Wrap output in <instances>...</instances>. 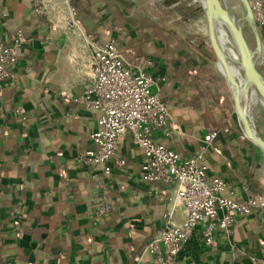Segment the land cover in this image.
I'll use <instances>...</instances> for the list:
<instances>
[{"label":"crops","instance_id":"crops-1","mask_svg":"<svg viewBox=\"0 0 264 264\" xmlns=\"http://www.w3.org/2000/svg\"><path fill=\"white\" fill-rule=\"evenodd\" d=\"M159 1L167 11H178L181 3ZM113 7L110 0H49L47 13L37 15L32 0H0V13H6L0 42L9 43L16 29L25 35L17 61L7 65L13 79L0 89V264H153L144 246L163 226L166 213L175 222L184 218L172 188H166V201L147 194L149 184L140 174L143 150L129 133L118 141L109 175H95L96 168L79 160L82 152L96 148L90 134L98 113L79 100L92 76L91 43L95 35L107 40L123 31L118 26L107 30L92 14ZM246 25L253 46L244 32L245 38L253 50L254 34ZM258 33L262 50L256 64L264 76V31L258 28ZM200 43L188 39V56H182L181 45L169 63L160 59L149 67L165 87L174 124L170 137H158L184 154L196 152L204 133L223 121L224 112L216 104L221 95L233 104L223 75H213L219 71L216 58L212 64L201 54ZM234 113L233 106L228 117L237 124ZM205 156L207 175L222 177L234 199L264 189L257 176L256 148L242 135L218 134ZM101 196L109 213L95 220L94 205ZM17 217H22L19 236L14 233ZM204 225L202 221L193 230L180 264H264L251 260L264 259V224L257 214L237 216L229 234L216 229L211 245L202 240Z\"/></svg>","mask_w":264,"mask_h":264},{"label":"built area","instance_id":"built-area-1","mask_svg":"<svg viewBox=\"0 0 264 264\" xmlns=\"http://www.w3.org/2000/svg\"><path fill=\"white\" fill-rule=\"evenodd\" d=\"M48 2L32 0L33 12L47 13ZM248 3L257 28L264 31V0H248ZM69 7L73 14L74 8ZM5 16V12L0 13V23ZM122 34L123 31L105 42L91 43L92 76L84 84L79 100L98 113L97 127L90 134L96 148L82 152L79 160L96 168L95 175H109V161L116 156L119 139L130 134L143 150L140 174L149 184L147 194L155 200L166 201L170 199L166 188L170 187L184 212L180 222H175L171 212H167L163 226L146 243L144 251L153 255V264H180L181 251L202 221L205 222L202 240L207 245L213 244L216 229L231 233L237 216L255 212L264 224V193L254 192L243 200H236L231 191L226 193L227 182L222 177L207 175L205 151L216 140L217 130H207L199 149L191 154L176 151L159 139V135L171 136L172 116L159 82L149 70L151 63H132L118 49L117 40ZM24 42L21 29L15 30L9 43L0 42V89L13 79L7 65L17 61ZM17 111L22 113L21 108ZM117 162L124 164L123 159ZM98 187L104 189L102 180L98 181ZM108 211V203L101 196L95 203V213L102 216ZM251 260L264 262L255 256Z\"/></svg>","mask_w":264,"mask_h":264},{"label":"water","instance_id":"water-1","mask_svg":"<svg viewBox=\"0 0 264 264\" xmlns=\"http://www.w3.org/2000/svg\"><path fill=\"white\" fill-rule=\"evenodd\" d=\"M239 1L244 10L241 18H234L221 0H203L202 6L207 20L210 47L216 56L217 68L223 75L232 95L234 112L241 124V130L244 136L258 146L264 154V137L258 134L251 123L247 102L252 90H255L264 101V76L256 64L262 46L248 0ZM244 23L248 24L254 34L255 48L253 50L250 49L245 38ZM217 26H221L225 30L234 48L237 74L228 64L229 61H232V58L220 45L217 37ZM220 64L223 70L220 69Z\"/></svg>","mask_w":264,"mask_h":264},{"label":"trees","instance_id":"trees-1","mask_svg":"<svg viewBox=\"0 0 264 264\" xmlns=\"http://www.w3.org/2000/svg\"><path fill=\"white\" fill-rule=\"evenodd\" d=\"M113 4V9L107 13L102 14H92L96 18L95 21H99L102 25L111 31L115 26L121 28L124 31V35L121 39L117 40V47L124 57L135 64L144 65L146 62H151V69L154 68L155 62L157 60L163 59L167 63L175 58L176 54L180 52L179 47L185 45V51L183 57L188 56V42L183 40L174 30L163 26L157 20L148 16H140L137 18L138 22L132 18L129 20L127 15L123 12V9L118 3V0H110ZM87 31V29H86ZM92 35H95V32H92ZM94 33V34H93ZM97 42H105L107 40H100L98 36L95 35ZM185 43V44H184ZM197 50H201V54L211 60L212 64L215 63V54L211 47L203 45L200 43L197 46ZM215 77H221L219 71H216L213 74ZM166 79V78H165ZM211 82L213 78L211 77ZM216 84V83H215ZM217 91L224 93L220 87L215 85ZM165 87H161V92L165 100ZM220 103H216L217 106L223 110L224 119L219 122L220 124L211 125L213 129L218 131V134L222 133L225 137L230 135H243L241 128L232 122V119L229 116V111L233 110V104L229 102L228 98L222 94ZM166 102V100H165ZM167 105V103H166ZM168 107V105H167ZM169 109V107H168ZM170 112V110H169ZM171 114V113H170ZM259 128V127H258ZM257 192H263L264 189H258ZM94 218L95 220H100L102 217L106 216H97L95 213L94 205ZM255 213V212H254ZM257 214V213H255ZM22 226V217L14 220V233L15 236H19L21 233Z\"/></svg>","mask_w":264,"mask_h":264},{"label":"rangeland","instance_id":"rangeland-1","mask_svg":"<svg viewBox=\"0 0 264 264\" xmlns=\"http://www.w3.org/2000/svg\"><path fill=\"white\" fill-rule=\"evenodd\" d=\"M158 1L159 0H154V3L150 4L148 0H118V3L129 20L133 18L138 22L137 18L140 16L152 17L163 26L174 30L186 42H188V39H191L194 42L199 41L203 43V45L210 47L209 40L207 39L205 12L199 0H181V3L178 5V11H167L162 8V4ZM221 1L234 18L243 15V7L239 0ZM152 7L154 9H152ZM243 28L250 45L253 46V37L246 23L243 24ZM256 95L262 100L257 92ZM257 96L254 100L249 99L248 112L253 127L260 136L264 137V105ZM236 121L241 128V124L237 117ZM244 139L248 143L253 144L247 137L244 136ZM254 146L256 148L255 164L257 176L260 181L264 182V154L258 146Z\"/></svg>","mask_w":264,"mask_h":264},{"label":"bare ground","instance_id":"bare-ground-1","mask_svg":"<svg viewBox=\"0 0 264 264\" xmlns=\"http://www.w3.org/2000/svg\"><path fill=\"white\" fill-rule=\"evenodd\" d=\"M201 2V4L203 5V0H199ZM70 14L72 15V11H71V8H70ZM73 22H75V20H73ZM217 37H218V40L220 42V45L221 47L224 49L225 52H227L230 57L232 58V61H229L228 64L230 65V67L236 72V74L238 73L237 72V64H236V53L234 51V48L230 42V39L227 35V33L225 32V30L221 27V26H217ZM220 69L223 70L222 68V65L220 64L219 65ZM238 76H240L238 74ZM256 92L255 90H252V93L251 95L248 97L247 99V102L249 101V99L251 100H254L256 98ZM257 98L259 99V97L257 96ZM260 100V99H259ZM261 103L264 105V101L263 100H260ZM263 163H264V157H263Z\"/></svg>","mask_w":264,"mask_h":264}]
</instances>
